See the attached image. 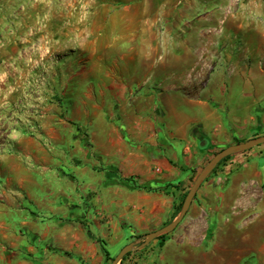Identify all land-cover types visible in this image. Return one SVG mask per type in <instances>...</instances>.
Returning a JSON list of instances; mask_svg holds the SVG:
<instances>
[{"label": "crops", "instance_id": "crops-1", "mask_svg": "<svg viewBox=\"0 0 264 264\" xmlns=\"http://www.w3.org/2000/svg\"><path fill=\"white\" fill-rule=\"evenodd\" d=\"M175 1L158 0V9L152 10L150 5V10L144 12L143 24L151 34L157 33V16L164 17L159 43L165 50L164 61L159 67L148 64L147 73L141 76L134 70L127 77L113 78V97L125 118L121 128L132 135L128 153L118 137H109L106 143H99L95 148L111 165V173L93 169L92 156L82 147L78 151L73 142L64 144L69 150L65 156H51L40 147L32 132L41 129L49 133L56 124L52 125L46 115H34L38 110L30 109L40 108L33 105L34 96H41L40 91L22 87L16 96L22 104L14 117L9 115L13 107L7 101L12 98L3 92L5 100L0 99L1 183L5 186L8 208L15 210V217H21L16 225L30 232L18 239L15 252L1 253L6 261L3 264H73L77 260L83 264H103V250L95 238L110 235L107 225L116 229L131 204L124 194L129 188L119 182L122 170L128 168V175L141 176L147 182H161V176L152 175L156 164L151 156L158 153L153 148L157 142L172 151L178 167L160 158L154 173L168 171L176 175L178 171V175L180 167L190 166L193 154L202 156L206 150L207 153L214 151L222 136L244 139L264 129V0H239V6L227 14L229 19L221 36L205 33L216 29L213 25L221 16V7L233 0H185L182 9L175 7ZM216 49L221 51L219 56ZM217 64L221 65L216 69ZM186 66L200 68L192 74L191 84L186 83L181 73ZM136 92L159 96L161 109L168 117L159 127V138L151 133L153 124L147 126L139 120ZM42 108L43 112L50 109ZM129 114L132 121H128ZM193 127L197 128L199 139L193 138ZM256 149L233 158L234 168L227 171L229 175L223 182L209 180L199 188L194 213L190 216L191 229L200 228L202 242H207L209 229H214L218 238L223 230L237 225L241 229L240 241L252 242L249 247L243 249L241 244L237 249L236 244L229 242L224 248L210 244L203 250L198 247L187 250L172 238L159 251L160 264H231L227 259L231 256H239V263L253 254L264 257V243H259L264 241V148ZM199 156L197 163L202 161ZM55 160L64 161L71 173L68 189H60L59 193L53 191L52 184L63 178L48 167ZM30 162L39 167H26ZM24 200H29L37 209L38 217L23 214L20 207ZM78 214L86 217L90 229L73 220V215ZM3 220L0 224L9 223L7 218ZM3 238L7 240L8 234ZM24 252L36 259L24 260ZM212 257L218 260H210Z\"/></svg>", "mask_w": 264, "mask_h": 264}, {"label": "rangeland", "instance_id": "rangeland-1", "mask_svg": "<svg viewBox=\"0 0 264 264\" xmlns=\"http://www.w3.org/2000/svg\"><path fill=\"white\" fill-rule=\"evenodd\" d=\"M233 1L221 7V16L213 25L216 29L207 30L206 36L223 35L222 30L229 19L227 14L241 3L239 0ZM175 2L177 9H182L185 5V0ZM158 4V0L151 2L149 0H0V99L5 100V96H2L3 92L11 96L12 99H7L8 104L13 107L12 111L9 110V115L14 117L22 104L16 98L22 87L29 91L32 89L41 92V96H34L36 102L33 103L40 108L30 109L38 110V114L34 115H46L52 125L56 124L49 133L38 129L32 132L35 134L32 137L36 138L40 147L48 150L51 156L52 154L65 156L69 150L64 144L70 141L77 144L78 151L82 147L87 150L89 156H92V161L95 163L93 169L108 170L111 173V165L105 162L95 149L98 144L106 143L109 137H118L125 144L122 146L125 148V153H128L132 134L127 129L121 128L125 118L121 111L119 112V104L113 97L111 85L115 77H127L129 72L134 70H137V76H141L147 73L148 64L154 63L158 66L164 61L165 50L159 46L164 32V17L156 18V34L146 32L143 24L144 12L150 10V5L152 10L158 9ZM170 22L171 20L168 19V23ZM214 51L216 56L221 54L219 49ZM203 52L205 55L208 54L207 50ZM220 65L217 64L215 68ZM196 67L186 66L182 70L181 73L187 79L186 83L191 84L192 74L200 70ZM141 85L142 83L139 86ZM134 97L139 100L136 104L139 108L137 111L139 120L147 126L149 123L153 124L154 129L151 133L159 138V127H162L168 119L167 114L161 109L159 96L154 94L152 97V94L136 92ZM45 106H48L50 109L47 110L50 111L43 112L42 107ZM128 116V121H132V116L130 114ZM76 126L81 128L80 131ZM113 127L115 129L112 130ZM261 136H264V129L244 139L234 135L222 136L216 144V151L207 153L206 150L202 156L193 154L190 166L181 170L178 175V171L176 175L168 171L162 172L168 176H163L160 172L154 173L158 159L166 158L169 162L173 160L172 151L160 147L157 142L153 148L158 150V153L157 155L152 153L151 156L153 164H156L153 166L152 175L156 178L161 176L163 181L147 182L141 176L128 175L130 171L127 167L122 170L118 178L121 186L129 188L124 190V194L131 200L130 208L124 211L127 214L118 222L117 228L112 229L108 224L110 235L99 236L95 238L96 242L100 246L102 242L106 243L112 257L130 243L139 246L144 242L147 234L169 225L177 218L187 196L184 197V194L189 192L199 173L218 152L230 145ZM85 141L89 142L90 147H83L82 143ZM261 146L250 150L264 148V144ZM242 153L231 155L229 160L217 166L215 172L213 170L208 176L209 179H206L207 181L205 180L202 185L209 180L223 182L226 175H229L227 171L234 168L232 165L235 162L232 159ZM186 155L183 153V156ZM198 156L202 157L200 163H197ZM61 162L55 160L48 165L53 174L63 178L62 181L52 184L56 193H59L60 189H68V177L71 176L67 164ZM26 167L35 169L39 165L35 166L30 162ZM129 178L143 189L136 188L126 181ZM1 179L0 175V222L4 221L3 218L9 221L6 225L0 224V264H3L6 261L1 253L5 250L10 254L15 252L18 239L27 235L25 227L16 225L21 221V217H15V210L8 208L5 186L1 183ZM108 179H111V176ZM167 184L175 186L169 187L171 193L168 195L163 192L148 191V188ZM196 198L197 194L181 224L173 232L162 235L166 236L165 244L174 238L175 242L181 243L187 250L197 247L203 250L210 244L224 248L229 242L236 244L237 249L241 248V244L243 249L249 247L252 242L240 241L241 229L237 225L223 230L218 238H215V230L209 229L207 242H202L201 234L198 233L200 228L191 229L190 216L194 213ZM20 208L28 217L37 215V209L32 207L29 200H24ZM73 216V220L90 229L86 217L80 214ZM262 230L264 233V225ZM5 234L9 236L7 240L3 238ZM26 240L29 241L28 238ZM259 243L262 244L264 241ZM162 248L155 239L145 248L133 252L123 264H160L159 251ZM25 254L24 260L29 262L34 260L35 256L31 253ZM64 258L70 260L67 256ZM216 259L218 260V258H210V260ZM227 259L231 264H264V257H256L255 254L243 259V263H239V256H231ZM76 262L83 264L80 260ZM76 262L73 264H77ZM103 264H107L105 259Z\"/></svg>", "mask_w": 264, "mask_h": 264}, {"label": "water", "instance_id": "water-1", "mask_svg": "<svg viewBox=\"0 0 264 264\" xmlns=\"http://www.w3.org/2000/svg\"><path fill=\"white\" fill-rule=\"evenodd\" d=\"M264 144V136L250 139L243 143H237L230 145L224 149H222L220 152H218L208 163L207 165L202 169V171L199 173L197 178L195 179L192 187L190 188L189 192L187 193V196L185 198V201L183 203L182 209L177 216V218L170 223L169 225L154 231L152 233H149L145 236V240L142 244L139 246H136L134 243H130L126 246H124L119 253L115 256L113 262L111 264H120L122 259L129 253L136 252L138 250H141L145 248L147 245H149L152 241L157 239L158 237L173 232L184 220L186 217L192 202L197 194V191L199 190L202 183L207 179V177L210 175V173L218 166V164L225 159L228 156H231L236 153H242L246 152L254 147H258L260 145Z\"/></svg>", "mask_w": 264, "mask_h": 264}, {"label": "trees", "instance_id": "trees-1", "mask_svg": "<svg viewBox=\"0 0 264 264\" xmlns=\"http://www.w3.org/2000/svg\"><path fill=\"white\" fill-rule=\"evenodd\" d=\"M77 127V129H78V131H80V127L79 126H76ZM197 128L196 127H193L192 129H191V133H192V136H193V138L194 139H199V135H198V133H197ZM82 145H83V147H86V148H88V147H90V144H89V142L88 141H85V142H83L82 143ZM261 146V145H260ZM232 156H228V157H226L225 159H223L219 164H218V167L223 163V162H226L227 160H229L230 158H231ZM170 163L174 166V167H178L177 166V164L173 161V160H170ZM180 170H185L184 168H182V167H180ZM214 172H215V170H214ZM209 179V177L207 178V180ZM206 180V181H207ZM126 181H128L129 183H132L133 184V186L134 187H136V188H141V189H143L141 186H139L136 182H134L133 181V179H131V178H129V179H127ZM171 186V184H167L166 186H161V187H156V188H148V191H152V192H163V193H165V194H170L171 193V191L169 190V187ZM171 187H175V186H171ZM145 189V188H144ZM187 195V193H185L184 194V197ZM25 233H26V235H30V232H28V231H25ZM166 239V236H160V237H158L157 238V240L159 241V247L160 248H162L164 245H165V240ZM102 250H103V254H104V259H105V262L107 263V264H111L112 262H113V260H114V258H115V256L114 257H112L111 256V254L109 253V250H108V248H107V246H106V243H104V242H102ZM132 253H129V254H127L123 259H122V261H121V263L120 264H123L124 263V261L131 255Z\"/></svg>", "mask_w": 264, "mask_h": 264}]
</instances>
